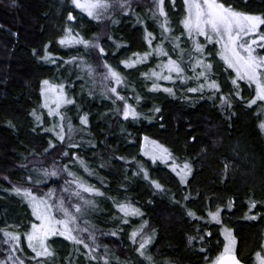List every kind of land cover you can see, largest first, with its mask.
I'll list each match as a JSON object with an SVG mask.
<instances>
[{
  "label": "trees",
  "instance_id": "trees-1",
  "mask_svg": "<svg viewBox=\"0 0 264 264\" xmlns=\"http://www.w3.org/2000/svg\"><path fill=\"white\" fill-rule=\"evenodd\" d=\"M231 2L240 4L245 12L264 13V0ZM168 5L166 2L167 9ZM73 7L71 0H0V228L12 221L21 225L18 229L21 233L26 230L23 225L32 220L31 208L22 196L12 191V187H27L25 177L34 167L39 166L38 161H42L44 167H50L53 160L59 161L58 152H54L51 157L42 154L47 147L46 141L51 138L44 128L49 127L53 120L41 114L40 94L42 81L53 78L54 71L62 66L57 68L56 65L42 61L33 51L39 52L45 45L51 44L50 50L57 56L66 59L83 55L89 64L96 65L99 61L95 50L62 48L55 43L63 35L64 28L72 27L87 37L102 36L101 43L105 50L111 45L107 41V37L111 36L116 42L125 44L130 49L129 52L145 50V25L149 31H156L153 27L155 21L149 19V10L153 8L152 0H137L133 3L136 13L143 18V24H137L135 16L123 17L118 13H109L111 18L90 21L79 10L73 11ZM69 11H73L76 16L75 22L67 21ZM112 19L117 22L112 23ZM87 57L90 58L89 61ZM63 66L64 69H72L68 65ZM70 81L81 82L76 80L75 74ZM85 81L87 84L81 85L82 87L93 86V79L85 78L83 83ZM246 92H243L244 97ZM73 97L76 100L75 108L89 113L91 135L83 138H94L99 149L96 155L91 150L81 155L93 167L101 157L108 163L109 166L100 171V177L106 180L111 189L106 195L120 200L127 195L136 206L142 207L144 219L148 220L150 229L155 232L148 250L153 264H205V253L200 252L202 246L209 249L206 254L210 258L221 251L223 238L219 232L220 225L210 223L205 227L202 222L185 215L182 195H188L189 192L195 202H189L186 206L198 215L206 216L209 208L214 210L216 205L224 208L229 199H235L233 209L230 212L225 209L222 218L232 229L237 255L242 260H247L260 249L261 219H246L248 210L245 204L250 197L261 199L259 191L264 178V136L257 127L259 121L255 119V113L244 101L232 102V115L229 119L228 113L216 100L187 101L178 93L176 96L160 93L152 100H142L138 107L139 111L149 114L154 106L159 107L160 113L154 114L151 122L139 120L130 126L129 122L123 121L114 111L115 107L120 106L119 102L113 106L110 100L97 93L92 96L87 92L75 93ZM244 100H247L246 97ZM33 110L43 116L42 125H38L32 116ZM64 112L72 120L74 112ZM72 122L74 127H79L77 118ZM144 136L168 148L177 157L178 163L185 160L192 162V175L188 178L187 188L177 183L167 166H152L139 155ZM192 136L197 137L195 142L192 141ZM129 140L134 142L129 143ZM101 143L106 147L101 146ZM233 153L239 158H235ZM113 154L129 159L135 156L141 160L148 167L150 176L158 179L168 191L155 193L148 182L132 176L135 171L132 166L116 160ZM241 160H245V164ZM229 162L231 167L225 175L224 164ZM125 167L128 168L127 179ZM72 170L99 186L95 177L88 178L78 168L73 167ZM33 175L35 179V174ZM49 185L58 186L51 181ZM121 185L128 191H123ZM39 187L40 192L47 191L43 184ZM171 194H175V199L180 200L179 205L174 203ZM103 203L100 202V213L95 212L90 219L98 229L108 232L114 229L115 222L108 215L113 209L110 207L111 201ZM243 210H246L243 218L238 217ZM197 227L211 231L212 236L207 237L203 245L199 240L190 245L188 237L196 234ZM125 231L130 229L126 228ZM97 237L98 242L110 250V258L118 257L120 261L136 264L137 254L133 251V245L122 233L112 237L97 232ZM59 242L53 244L50 241L55 256L49 260V264H68L65 258L77 247L81 253L86 252L82 246ZM29 254L30 250L25 248V255ZM76 264H88V261L79 258Z\"/></svg>",
  "mask_w": 264,
  "mask_h": 264
},
{
  "label": "snow or ice",
  "instance_id": "snow-or-ice-1",
  "mask_svg": "<svg viewBox=\"0 0 264 264\" xmlns=\"http://www.w3.org/2000/svg\"><path fill=\"white\" fill-rule=\"evenodd\" d=\"M14 2V0H13ZM137 0H71L73 11L79 10L86 14L90 21H100L109 17V13H118L123 17L135 16L137 24H143V18L133 8ZM153 8L149 10V17L159 24V33L149 31L148 26L143 27V41L146 49L142 52H131V55L119 59L118 65L107 62L111 55L122 48L125 52L130 49L122 43L116 42L111 36L107 41L115 51L109 53L101 43L103 37L92 35L87 37L72 27H66L63 35L55 42L62 48L85 51L95 50L99 61V79L103 85L101 95L110 100L115 107L116 115L131 126L136 121L148 120L156 113H160L159 107H153L151 114L139 111L142 96L132 87L133 95L122 94L129 87V82L121 71V66L126 70H137L139 66L147 65L150 60L155 64L147 71L140 72L145 82H151L150 87L145 85L148 93L163 92L170 96H176L178 92L185 99H191L193 95L219 101L220 107L231 118L232 100L244 101L249 109L255 113V119L259 121L258 127L264 130V13L253 14L237 9L231 0H182L183 18L178 21L180 33L174 32L166 11L165 0H152ZM171 11L176 13V0H168ZM73 11L67 14L68 22H75ZM112 19V23H116ZM51 44L45 45L41 51H33L44 62L56 65L60 68L68 65L70 68L79 69L75 72L76 80L85 78L97 79V68L89 64L83 55L71 56L68 59L57 56L50 49ZM123 56L124 53L122 52ZM222 62L220 69L214 66L215 61ZM68 71V68L65 69ZM220 71L217 76L216 72ZM83 73V75H81ZM190 73V74H189ZM161 82H167L165 86ZM242 83L245 87L253 88L252 94L245 101L242 96ZM69 84L74 88L75 82L52 83L48 79L42 81L41 96L43 103L40 107L47 109V117L53 119V123L44 131L51 138L46 141L47 147L43 155L51 157L54 152L59 153V162L53 160L50 167H44L42 161L34 167L25 177L24 186L13 185L12 191L22 196L31 208L32 220L23 225L26 229L21 233L18 229L21 225H6L0 228V264H49L54 258L49 241L54 237H62L72 242L74 246H82L86 252L81 253L77 247L65 259L68 264H76L79 258L86 259L88 264H129L120 261L118 257L110 258V250L106 245L98 242L97 232L100 235L116 237L122 233L133 245V251L137 254L140 264H153V258L149 254L155 235L150 229L149 222L144 219L145 212L125 195L123 200L106 195L111 191L104 178L100 177V171L108 167V163L101 157L98 164L93 167L81 153L91 150L93 155L99 151L94 138L85 140V135H91L89 113L81 111L77 107V119L79 127H74L71 118L67 117L62 109L65 105L76 106V100L68 95ZM88 95H93V90H88ZM38 125H42L44 118L36 110L31 113ZM35 131V129H34ZM76 135H80L77 140ZM131 135L130 133L128 134ZM192 141L197 137L192 136ZM134 141L129 140V143ZM101 146L106 147L101 143ZM114 155V154H113ZM140 156L147 157L152 166L163 164L167 166L179 185L187 188L189 177L192 175V162L185 160L177 162V157L168 148L148 136L142 138ZM124 165L132 166L135 171L132 176L140 177L148 182L155 193L168 191L158 180L150 176L148 167L135 156L131 159L125 156H115ZM76 167L88 178L95 177L99 186L90 183L84 176L79 175L72 168ZM229 165L224 164V174H227ZM127 179L128 168H124ZM35 174V179L34 175ZM111 174V173H110ZM7 179V178H5ZM58 184L57 187H51ZM59 182V183H58ZM44 185L47 191L40 192V185ZM121 189L128 191L123 185ZM39 193V194H38ZM174 203L180 204L171 194ZM98 199L111 201L112 212L108 213L110 219L115 222L114 229L103 232L98 229L90 217L98 211ZM185 202V215L194 221L202 222L205 227L210 223L220 225V235L223 236V248L219 254L210 258L206 253V247H201L200 252L205 253V264H264V244L260 250L255 251L254 256L242 260L235 247V237L232 229L224 225L221 218L227 209H233L236 201L229 199L224 208L216 205L215 210L209 208L204 214L198 215L196 211L187 208V203L195 202L189 192L182 195ZM248 210L245 218L249 220L264 219V200L257 201L249 198L245 204ZM135 225V226H134ZM128 228L130 231H125ZM11 229V230H10ZM148 229V231H145ZM195 235L188 237L191 245L195 241L203 245L207 237L212 236L211 231L195 228ZM87 241H90L87 242ZM52 240V243H55ZM25 248L30 250L25 255ZM76 258V260H74Z\"/></svg>",
  "mask_w": 264,
  "mask_h": 264
},
{
  "label": "rangeland",
  "instance_id": "rangeland-1",
  "mask_svg": "<svg viewBox=\"0 0 264 264\" xmlns=\"http://www.w3.org/2000/svg\"><path fill=\"white\" fill-rule=\"evenodd\" d=\"M62 1V0H61ZM166 2H168V0H165V5H166ZM232 3V2H231ZM233 4V3H232ZM239 5V6H238ZM233 6L234 7H236L237 9H239V10H242L241 9V7H240V4H237V5H235V4H233ZM166 11H168L169 12V19H170V21H171V24H172V26H173V29H174V32L176 33V34H179L180 33V26H179V24H178V21L180 20V19H182L183 18V12H182V0H176V13H173L172 11H171V5L169 4L168 5V9H167V6H166ZM243 11V10H242ZM247 12V11H246ZM86 15V14H85ZM149 19H151V18H149ZM152 20V19H151ZM153 27H154V29L156 30L155 31V33H159V24L158 23H156V22H154L153 23ZM82 48V47H81ZM146 49V48H145ZM106 50H107V52H109V53H111V52H113V51H115V49L111 46V45H108L107 46V48H106ZM124 53V55L122 56L121 55V53ZM118 54V55H117ZM129 55H131V52H125V50L124 49H121L120 51H118V52H116V56L115 57H112L111 55L107 58V62L109 63V64H111V65H113V67H116L117 65H118V62H119V59H124V58H126L127 56H129ZM68 58H70V57H67L66 59H68ZM89 57H87V60L89 61ZM155 60L153 59V60H150L149 62H148V64L147 65H141V66H139V71H137V70H126V69H123V67L121 66L120 68H118V70L119 71H121L122 73H123V75L126 77V79H127V81L129 82V87H128V89L127 90H125V92L124 93H122V94H127V95H129V96H131V95H133V93H132V91H131V88L132 87H134L135 88V90H136V92L137 93H139L141 96H142V100H152L153 98H155L156 97V95H158V94H164V95H168L167 93H163V92H156V93H148L147 91H146V87H145V85L147 84V86L148 87H150V85H151V82H145V81H143V78L140 76V72H143V71H147L148 70V68L149 67H152V66H154V64H155ZM222 62H220V61H215L214 62V66H215V68L216 69H220V64H221ZM92 66L93 67H95V68H97V72H96V77H97V79H94V81L91 83V85H93V86H91L90 88H88L87 86L85 87H82L81 85H85V84H87V82L85 81L84 83H81V82H75V87L73 88L72 86H71V84H69V87L67 88V92H68V94L69 93H71L72 95H71V97H73L74 96V94L75 93H77V94H79V93H88V90L89 89H92L93 90V93L94 94H96L97 93V95L99 94V95H101V90H102V87H103V85L101 84V82H100V79L98 78L99 77V73H100V69H99V64H96V65H93L92 64ZM65 67L64 66H62L61 67V69H58L57 71L55 70L54 71V77L53 78H50V79H48L50 82H52V83H60V82H64V83H69L70 82V80H72L73 79V74H75V72H77V71H79V69H76V68H72L71 69V71L70 70H68V71H65V69H64ZM221 71H222V69H220ZM70 71V72H69ZM81 74H83V73H81ZM190 74V73H189ZM216 75L217 76H219L220 75V71H217L216 72ZM161 83H163V84H165V86H170V85H168L167 84V82H161ZM78 84H80V85H78ZM88 86H90V85H88ZM242 90H243V92L245 91L246 92V90H247V95H245V97H246V99H248L249 98V96L252 94V92H253V88H248V87H245L244 86V84L242 83ZM243 92H241V94H242V96H243ZM178 94H180L181 95V93L180 92H178ZM182 96V95H181ZM244 97V96H243ZM244 97V98H245ZM74 98V97H73ZM75 99V98H74ZM203 99H210V100H212V101H214L213 99H211V98H209L208 97V95H205L204 96V98H199L198 96H195V95H193L192 97H191V99H185L184 97H183V100H187V101H202ZM108 100V99H107ZM141 100V101H142ZM233 101H238V100H236V99H234V100H232V102ZM216 102H218L219 103V101L218 100H216ZM42 103H43V97L41 96V94H40V106L42 105ZM42 108V107H41ZM112 109V108H111ZM64 110H72L73 112H74V114L72 115V120H74L75 118H77V108H75V106H73V105H65V107L62 109V111H64ZM113 110V109H112ZM40 112H41V114H43V115H45V117H47V115H46V113H47V109H44V108H42V110L40 109ZM255 116V115H254ZM51 120H53V119H51ZM258 124H259V122H258ZM258 127V126H257ZM259 128V127H258ZM260 129V128H259ZM261 130V132H262V135L264 136V130H262V129H260ZM77 140H79L81 137H80V135H76V137H75ZM150 140H152L151 138H150ZM165 147V146H164ZM233 155H234V157L235 158H239V157H237L236 156V154L235 153H233ZM146 161H148V158L147 157H143ZM149 162V161H148ZM241 162L242 163H244L245 164V160H241ZM240 162V163H241ZM163 165V164H162ZM229 167H228V169L231 167V164H230V162H229ZM76 167H74V169H75ZM242 171H243V169H242ZM244 172V171H243ZM243 172H242V174H243ZM260 186H261V188H260V191H259V195L261 196V199H256L257 201H260V200H264V178H263V180H262V183L260 184ZM100 202H104L105 204H106V200H99L98 199V211L96 212V213H100V211H101V206H100ZM103 203V204H104ZM26 204L28 205V203H27V201H26ZM28 207H29V205H28ZM30 208V207H29ZM215 210V209H214ZM245 212H246V210H243L242 212H240L239 214H238V217H240V218H243V216L245 215ZM94 214V213H93ZM221 218H222V215H221ZM222 220H223V218H222ZM223 223H224V225H226L227 227H229L230 228V225H229V223H225V221H223ZM213 224H215V223H213ZM6 225H16V224H14L12 221H9V222H7V223H5L4 225H3V227H5ZM220 228H221V226H220ZM220 232V231H219ZM261 233H262V235H261V243H260V245L261 244H264V219H261ZM233 236H234V234H233ZM222 238H223V236H222ZM55 239H58L57 241L55 240ZM59 239H62V240H59ZM52 240H55L57 243L60 241V242H64V243H68V244H70L71 246L73 245L72 244V242H70V241H67V240H65L64 238H62V237H54V238H52L50 241L52 242ZM50 241H49V244H50ZM66 241V242H65ZM236 241V240H235ZM59 242V243H60ZM54 244V243H53ZM222 245H223V243H222ZM79 247H81V246H79ZM235 247L237 248V246H236V243H235ZM223 248V247H222ZM222 248H221V250H222ZM258 250H260V249H258ZM254 256V255H253ZM252 256V257H253ZM135 262H136V264H140V260L138 259V257L135 259ZM145 264H147V262H145Z\"/></svg>",
  "mask_w": 264,
  "mask_h": 264
}]
</instances>
